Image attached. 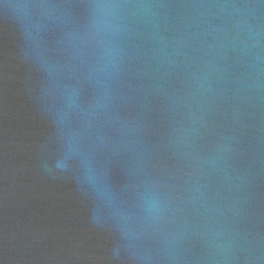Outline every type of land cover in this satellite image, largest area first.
<instances>
[{
	"label": "water",
	"instance_id": "95a60500",
	"mask_svg": "<svg viewBox=\"0 0 264 264\" xmlns=\"http://www.w3.org/2000/svg\"><path fill=\"white\" fill-rule=\"evenodd\" d=\"M0 264H264V0H0Z\"/></svg>",
	"mask_w": 264,
	"mask_h": 264
}]
</instances>
